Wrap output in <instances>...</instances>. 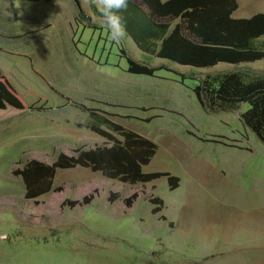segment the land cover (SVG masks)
Returning a JSON list of instances; mask_svg holds the SVG:
<instances>
[{"label": "rangeland", "instance_id": "1", "mask_svg": "<svg viewBox=\"0 0 264 264\" xmlns=\"http://www.w3.org/2000/svg\"><path fill=\"white\" fill-rule=\"evenodd\" d=\"M237 2L234 18L264 12V0ZM256 44L264 48V36ZM129 57L154 74L130 71ZM238 69L264 72V60L183 66L143 52L127 31L113 42L91 0H0V72L24 104L0 109V264H264L247 259L264 258V227L245 224L256 191L235 189L264 181V143L241 119L249 104L216 112L195 94L207 76ZM99 116L153 141L144 173H170L179 187L167 177L124 184L76 167L57 171L61 192L26 199L14 171L105 145L87 128L109 130ZM221 195L241 206L224 207ZM227 231L234 245L256 250L225 249L216 233Z\"/></svg>", "mask_w": 264, "mask_h": 264}, {"label": "trees", "instance_id": "2", "mask_svg": "<svg viewBox=\"0 0 264 264\" xmlns=\"http://www.w3.org/2000/svg\"><path fill=\"white\" fill-rule=\"evenodd\" d=\"M238 8L237 0H129L127 11L121 15L126 31L143 52L203 69L220 63L239 65L264 60V48L256 44V40L264 36V12L250 18H234ZM169 20H174L175 24ZM129 62L130 71L151 75L155 72L154 68L140 65L130 57ZM195 94L205 107L216 112L238 110L242 104H249L241 119L264 143V72L238 69L209 75L195 88ZM7 106L24 108L8 79L0 72V109ZM102 118L109 130L96 122L88 124L87 128L104 138L105 145L78 150L73 156L63 153L53 164L32 160L23 170L14 171L24 181L26 199L40 203L43 195L61 192L62 186H54L57 171L76 167L130 185L167 177L171 189L179 187V178L170 173H144L143 167L157 153L153 141ZM110 198L115 200L117 196L112 194ZM136 198L137 194L127 198L126 205L131 207ZM93 199L94 195L86 196L82 203L90 204ZM152 201L163 204L159 198ZM80 203L69 201L68 205L76 207ZM158 209L161 208H156L154 213Z\"/></svg>", "mask_w": 264, "mask_h": 264}, {"label": "crops", "instance_id": "3", "mask_svg": "<svg viewBox=\"0 0 264 264\" xmlns=\"http://www.w3.org/2000/svg\"><path fill=\"white\" fill-rule=\"evenodd\" d=\"M256 185H261L264 186V181H261V179H253V178H249L248 180H243L240 184L235 186V189L239 190V191H250V192H255V199L251 197V200H254L253 203V209H252V213H251V219L249 221H247L245 224H249L251 222H256L257 225H259L260 229H262V226L264 227V187L263 188H257ZM248 186V187H247ZM221 198L223 199V203L222 205L226 208L231 207L232 209H238L237 206H241L240 203H238L237 201H234V199H228L226 198L224 195H221ZM230 202H232L233 204H229ZM219 204V202H217ZM233 210V211H236ZM229 224V222L227 223ZM208 231H210L208 229ZM232 231H227L224 233H216L218 235V243L220 242L219 240H223V246L225 247V249L232 251V249H240L242 250V252L244 254H246V252L250 249H255V244L254 243H247L244 242L243 244L239 245V244H233L231 241V238L228 237V235L231 233ZM250 233L249 229H245V234L246 237H248V234ZM213 234V232L211 233ZM210 234V235H211ZM224 253H226V251H222ZM217 256V254H215ZM247 259L249 260H258L261 261L262 263L264 262V258H256V257H249L247 256Z\"/></svg>", "mask_w": 264, "mask_h": 264}, {"label": "clouds", "instance_id": "4", "mask_svg": "<svg viewBox=\"0 0 264 264\" xmlns=\"http://www.w3.org/2000/svg\"><path fill=\"white\" fill-rule=\"evenodd\" d=\"M91 2L93 4H95L98 12L100 13L102 23L108 29L110 39L113 42H120L126 35V29H125V26L123 23V16L121 15V13L127 11L128 6H129V0H91ZM253 15H255V14H253ZM253 15H251L250 17H252ZM250 17H248V18H250ZM137 46H138V44H137ZM60 170H62V169H60ZM55 178H56V176H55ZM54 181H55V179H54ZM67 202L63 203V205H68ZM37 204H39V203H37ZM161 207L162 206H160V208Z\"/></svg>", "mask_w": 264, "mask_h": 264}]
</instances>
